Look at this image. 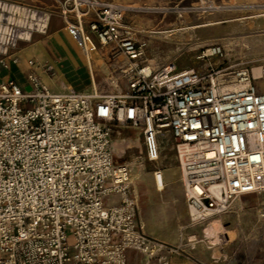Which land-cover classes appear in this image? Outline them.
Returning <instances> with one entry per match:
<instances>
[{
  "label": "built area",
  "instance_id": "obj_1",
  "mask_svg": "<svg viewBox=\"0 0 264 264\" xmlns=\"http://www.w3.org/2000/svg\"><path fill=\"white\" fill-rule=\"evenodd\" d=\"M52 1L77 46L84 50L87 28L116 65L103 94L51 92L32 73L27 92L0 83V264H128V250L144 264H169L182 250L144 232L113 127L142 136L154 170L163 140L177 159L183 144L209 149L211 157L199 152L201 165H186L184 194L199 210L226 211L235 198L264 192V61L257 74L247 61L216 62L226 51L214 44L180 71L148 59L146 40L133 37L125 15L141 6ZM49 20L41 6L0 0V65L8 68L9 51L45 33Z\"/></svg>",
  "mask_w": 264,
  "mask_h": 264
},
{
  "label": "rangeland",
  "instance_id": "obj_2",
  "mask_svg": "<svg viewBox=\"0 0 264 264\" xmlns=\"http://www.w3.org/2000/svg\"><path fill=\"white\" fill-rule=\"evenodd\" d=\"M112 1L141 6L139 12L127 13L125 21H132V26L136 30L133 37L136 40H140L141 37L146 40L145 56L156 63L173 61L177 69L182 71L196 67L202 62L199 57L201 52L214 44L222 45L226 51L223 57L213 58L216 62L221 60L228 64L247 61L253 70L264 61V31L262 23H255L258 17L254 16L264 10V0ZM163 16V21H160ZM244 16L246 17L238 19ZM260 18L264 19V16ZM210 21L219 22L194 27ZM90 36L92 39L86 35L90 41L89 51L98 52L101 50L98 42L91 32ZM92 59L94 60L93 57ZM94 62L102 63L95 60ZM115 65L116 61L109 64V68ZM109 68L102 65L96 69L98 77L103 79ZM17 82L21 90L28 89L26 72H23L22 78L17 79ZM113 128L120 133H114L112 139L117 143L123 139L122 145L127 141L122 149L118 144V149L122 151V160L128 164L136 155V167L139 168L141 165L146 167L144 181L153 189L155 185L152 172L155 166L143 159L142 136L129 128ZM162 145L163 158L161 157L159 167L179 166L173 142L163 140ZM168 173L170 176L167 173L164 176L176 182H169L161 192L148 194L144 181L138 183L136 189L130 183V193L137 201L139 219L141 222L144 221L143 230L146 234L167 246H178L179 251L188 250L189 264H264V192L242 195L235 198L226 211H215L193 221L188 211V202L179 173ZM240 201H244V204ZM214 219L220 221L223 231L234 230L232 241L226 240L227 234L224 232H219L220 239L216 242H212V238L206 235L205 228ZM192 256L198 257L200 262H195Z\"/></svg>",
  "mask_w": 264,
  "mask_h": 264
},
{
  "label": "crops",
  "instance_id": "obj_3",
  "mask_svg": "<svg viewBox=\"0 0 264 264\" xmlns=\"http://www.w3.org/2000/svg\"><path fill=\"white\" fill-rule=\"evenodd\" d=\"M19 1L32 3L46 9L50 14L49 25L45 33L34 34L29 42L20 41L21 45L18 42L17 46L9 51L8 68L0 65V83L11 79L19 86L17 79L22 78L23 72H26L27 80L29 74H35L51 92H65L69 88L84 93L103 94L109 92L106 76L111 70L109 64L113 61L109 59L107 53L99 50L101 64H96L91 57L85 56L83 50L77 46L66 31L65 20L61 16L58 6L52 0ZM86 35L92 39L87 28ZM93 37L96 39L94 35ZM12 58L15 59V62L10 60ZM102 65H106L109 69L103 79H100L96 69ZM28 84V89L25 92L31 89L29 80ZM188 255V250L171 253L169 254V264H189ZM195 260L200 262L198 257ZM127 261L128 264H144L142 254L134 250L127 251Z\"/></svg>",
  "mask_w": 264,
  "mask_h": 264
},
{
  "label": "bare ground",
  "instance_id": "obj_4",
  "mask_svg": "<svg viewBox=\"0 0 264 264\" xmlns=\"http://www.w3.org/2000/svg\"><path fill=\"white\" fill-rule=\"evenodd\" d=\"M249 3V2H248ZM247 7V6H246ZM264 7V6H263ZM245 8V7H244ZM181 12V11H179ZM179 15V14H178ZM254 16L258 17V19L256 20L255 23H259L261 24L262 23V31H264V19L263 18H260V17H263L264 16V10L256 13ZM246 16L244 17H240L238 19H242V18H245ZM249 18V17H248ZM260 18V20H259ZM253 21V20H251ZM219 21H210L208 23H204V24H198V25H195L194 27H198V26H201L203 27L204 25H207V24H214V23H218ZM221 24V23H220ZM194 25V24H193ZM240 28V27H239ZM261 30V29H259ZM165 31V30H164ZM57 32V31H56ZM160 32V31H159ZM162 32V31H161ZM167 32V31H165ZM237 34V33H236ZM86 36V34H85ZM229 40V39H228ZM231 40V39H230ZM90 44V41H88L87 37L85 38V44H84V52H85V56L87 57H93L95 61H99L101 62L102 59L99 55V51L98 52H93V53H90L89 51V45ZM229 45V44H228ZM232 46V45H231ZM231 49V48H230ZM229 49V50H230ZM228 50V51H229ZM200 57V56H199ZM89 59L87 58V61ZM89 63V62H88ZM91 68V67H90ZM180 70V69H179ZM187 70V69H186ZM182 71V70H180ZM184 71V70H183ZM253 72L254 74H257L258 72V67H254L253 68ZM113 142H114V146H115V151L117 154H122V151L118 149V144H120V148L122 149L123 146H125L127 144V141H125V144L122 145V140L119 141V143H117V141H115L114 139H112ZM172 147V146H171ZM169 148V147H168ZM199 152H203V154L205 153V156L206 157H211L212 156V152L209 150V149H203L197 145H190V144H183V145H180L179 146V160H180V165L179 166H169V167H158L156 170H154L152 172V175H153V179H154V185L155 187L153 189H151L148 184L146 183V181H144V172L146 171V167L141 165L139 168L136 167V155H134L132 157V159L128 162V166H129V182L134 186V188L136 189L137 188V184L140 183L141 181H144L145 182V190L146 192L149 193H152V192H161L164 187L170 182H176L174 179H171V178H166L164 175L165 173L169 174L168 172H178L179 173V179L181 180H186V177H187V164L188 163H193V164H196V165H201L200 163L202 162V160H200L199 158ZM170 155V154H169ZM176 155V154H175ZM165 156V155H164ZM174 156V155H173ZM163 158V157H162ZM168 158V157H167ZM175 158V157H174ZM178 161V160H177ZM160 163V162H159ZM127 164V163H126ZM168 166V165H167ZM149 174V173H147ZM146 174V175H147ZM172 175V174H171ZM144 176V177H143ZM170 176V174H169ZM177 179V178H176ZM148 180V179H147ZM152 183V182H151ZM150 183V184H151ZM174 187V186H173ZM197 189H199V187H197ZM178 194V193H177ZM174 195V194H173ZM180 195V193H179ZM160 196V195H159ZM161 197V196H160ZM164 197V196H163ZM162 198V197H161ZM166 198V197H165ZM152 200V199H151ZM161 200V199H160ZM174 201V200H173ZM168 202V201H167ZM240 203L244 204V201H240ZM188 211H189V214L191 216V219L193 221L195 220H198V219H201L203 218L204 216H207L209 214H211L212 212H215L216 210H213V209H205V210H199L197 209L195 206H193V204H191L189 202L188 204ZM244 215V214H242ZM144 217V216H143ZM142 224H144V221H142ZM145 225V224H144ZM223 229V225H221L220 221H218L217 219H214L213 221H211V223H209V226L207 228H205V233L208 237H211L212 238V242H216L220 239L219 237V232H224L225 234H227L226 236V240L228 242L232 241L233 240V237L235 235L234 233V230H222ZM162 244V246L164 245L163 243L161 242H158L156 241V245H160ZM161 246V245H160ZM216 254V253H215ZM214 254V255H215Z\"/></svg>",
  "mask_w": 264,
  "mask_h": 264
}]
</instances>
